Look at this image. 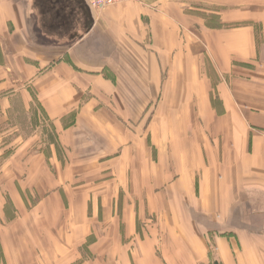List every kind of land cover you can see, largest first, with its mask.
Listing matches in <instances>:
<instances>
[{"label": "crops", "instance_id": "0c3cea01", "mask_svg": "<svg viewBox=\"0 0 264 264\" xmlns=\"http://www.w3.org/2000/svg\"><path fill=\"white\" fill-rule=\"evenodd\" d=\"M93 226L110 264L149 258L138 226L264 264V0H0V264Z\"/></svg>", "mask_w": 264, "mask_h": 264}, {"label": "rangeland", "instance_id": "374dc122", "mask_svg": "<svg viewBox=\"0 0 264 264\" xmlns=\"http://www.w3.org/2000/svg\"><path fill=\"white\" fill-rule=\"evenodd\" d=\"M50 138L51 136L48 133V139ZM180 227L181 231H175L176 235H174L171 226H138V228H141L143 237L153 243V245L145 248L150 251V256L149 258L144 257L141 264H213L215 260L220 264H225L221 261L220 251L222 247L219 245L217 237L221 234H228L227 229L209 230L203 226ZM92 228L90 238L87 239L84 245L79 247L72 240L68 246L63 245L65 241L61 239V231L55 230L53 250L56 260L53 264H110L109 255L113 248L89 244L92 242L94 234L111 237L110 231L104 226L102 229L101 226H93ZM179 234L183 239L192 241L195 246H171V239L179 238ZM37 248L39 253L40 248H42L41 244H38ZM232 249L233 256L229 254L230 264H237V248L233 246ZM131 250L133 252L132 258L136 259V257L134 258L135 247H131ZM34 256L38 259L39 254ZM172 258H175L176 261L170 263L166 261Z\"/></svg>", "mask_w": 264, "mask_h": 264}, {"label": "built area", "instance_id": "2783aa9c", "mask_svg": "<svg viewBox=\"0 0 264 264\" xmlns=\"http://www.w3.org/2000/svg\"><path fill=\"white\" fill-rule=\"evenodd\" d=\"M128 1L134 0H86L87 5L93 10L105 9L107 7L120 5Z\"/></svg>", "mask_w": 264, "mask_h": 264}, {"label": "trees", "instance_id": "16d2710c", "mask_svg": "<svg viewBox=\"0 0 264 264\" xmlns=\"http://www.w3.org/2000/svg\"><path fill=\"white\" fill-rule=\"evenodd\" d=\"M213 264H220V263H219L218 261L215 260V261L213 262Z\"/></svg>", "mask_w": 264, "mask_h": 264}]
</instances>
